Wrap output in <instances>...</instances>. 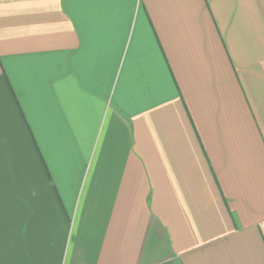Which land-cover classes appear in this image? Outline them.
I'll return each mask as SVG.
<instances>
[{"label": "crops", "instance_id": "crops-1", "mask_svg": "<svg viewBox=\"0 0 264 264\" xmlns=\"http://www.w3.org/2000/svg\"><path fill=\"white\" fill-rule=\"evenodd\" d=\"M0 264H264V0H0Z\"/></svg>", "mask_w": 264, "mask_h": 264}]
</instances>
